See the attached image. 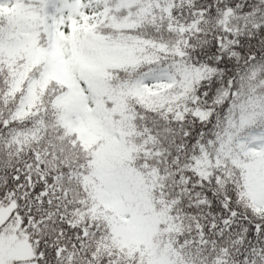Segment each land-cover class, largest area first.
Listing matches in <instances>:
<instances>
[{"label": "snow or ice", "instance_id": "snow-or-ice-1", "mask_svg": "<svg viewBox=\"0 0 264 264\" xmlns=\"http://www.w3.org/2000/svg\"><path fill=\"white\" fill-rule=\"evenodd\" d=\"M0 264H264V0H0Z\"/></svg>", "mask_w": 264, "mask_h": 264}]
</instances>
